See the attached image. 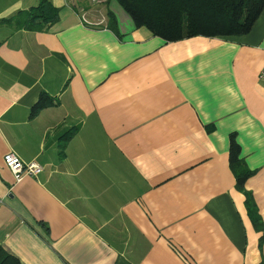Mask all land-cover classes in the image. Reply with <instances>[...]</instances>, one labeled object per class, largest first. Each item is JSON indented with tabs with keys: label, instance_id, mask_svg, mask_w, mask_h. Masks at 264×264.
I'll return each instance as SVG.
<instances>
[{
	"label": "crops",
	"instance_id": "1",
	"mask_svg": "<svg viewBox=\"0 0 264 264\" xmlns=\"http://www.w3.org/2000/svg\"><path fill=\"white\" fill-rule=\"evenodd\" d=\"M41 1L0 0V244L22 264H264V9L244 35L167 41L117 0L18 27ZM11 152L44 170L16 182Z\"/></svg>",
	"mask_w": 264,
	"mask_h": 264
},
{
	"label": "trees",
	"instance_id": "2",
	"mask_svg": "<svg viewBox=\"0 0 264 264\" xmlns=\"http://www.w3.org/2000/svg\"><path fill=\"white\" fill-rule=\"evenodd\" d=\"M133 19L136 27H146L156 36L167 41H179L194 36L229 37L247 34L264 9V0H117ZM59 18V9L49 0L28 11L20 12L16 23L30 30H42ZM109 27L117 30V20L109 12ZM54 100L43 92L32 107L35 116L42 108L53 105ZM74 132V131H73ZM68 137L60 141L61 154ZM231 166L234 169L238 187L244 190V183L251 171L239 157V146L232 136L230 148ZM247 195V203L253 201ZM258 224V223H256ZM0 264H22L0 244Z\"/></svg>",
	"mask_w": 264,
	"mask_h": 264
},
{
	"label": "built area",
	"instance_id": "3",
	"mask_svg": "<svg viewBox=\"0 0 264 264\" xmlns=\"http://www.w3.org/2000/svg\"><path fill=\"white\" fill-rule=\"evenodd\" d=\"M91 3H99L103 0H90ZM261 78L264 79V67L261 70ZM6 165L12 171L16 182H20L26 176H38L44 167L36 161H23L16 153L11 152L4 157Z\"/></svg>",
	"mask_w": 264,
	"mask_h": 264
}]
</instances>
